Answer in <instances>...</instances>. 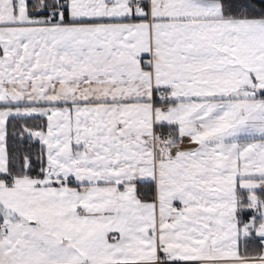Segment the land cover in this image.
Returning <instances> with one entry per match:
<instances>
[{
  "label": "snow or ice",
  "instance_id": "snow-or-ice-1",
  "mask_svg": "<svg viewBox=\"0 0 264 264\" xmlns=\"http://www.w3.org/2000/svg\"><path fill=\"white\" fill-rule=\"evenodd\" d=\"M0 264H264V0H0Z\"/></svg>",
  "mask_w": 264,
  "mask_h": 264
}]
</instances>
